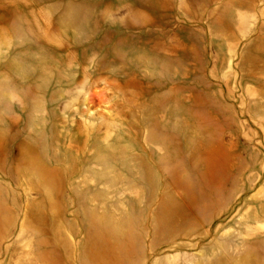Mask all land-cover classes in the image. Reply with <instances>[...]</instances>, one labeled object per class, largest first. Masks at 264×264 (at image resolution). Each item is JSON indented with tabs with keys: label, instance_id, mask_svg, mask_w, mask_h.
<instances>
[{
	"label": "rangeland",
	"instance_id": "1",
	"mask_svg": "<svg viewBox=\"0 0 264 264\" xmlns=\"http://www.w3.org/2000/svg\"><path fill=\"white\" fill-rule=\"evenodd\" d=\"M0 264H264V0H0Z\"/></svg>",
	"mask_w": 264,
	"mask_h": 264
}]
</instances>
